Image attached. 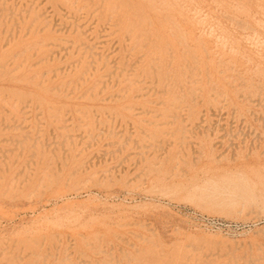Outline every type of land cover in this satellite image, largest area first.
Masks as SVG:
<instances>
[{"label": "rangeland", "instance_id": "obj_1", "mask_svg": "<svg viewBox=\"0 0 264 264\" xmlns=\"http://www.w3.org/2000/svg\"><path fill=\"white\" fill-rule=\"evenodd\" d=\"M0 264H264V0H0Z\"/></svg>", "mask_w": 264, "mask_h": 264}, {"label": "bare ground", "instance_id": "obj_2", "mask_svg": "<svg viewBox=\"0 0 264 264\" xmlns=\"http://www.w3.org/2000/svg\"><path fill=\"white\" fill-rule=\"evenodd\" d=\"M167 1H168V0H167ZM128 2H129V1H128ZM148 2H149V1H148ZM152 2H153V1H152ZM161 2H162V1H161ZM184 2H185V1H184ZM121 3H122V2H121ZM178 3H179V2H178ZM180 3H181V2H180ZM122 4H123V3H122ZM156 4H157V3H156ZM223 4H224V3H223ZM229 4H230V3H229ZM185 5H186V4H185ZM231 5H232V4H231ZM150 6H151V5H150ZM156 6H157V5H156ZM165 6H166V5H165ZM139 7H140V6H139ZM200 7H201V6H200ZM219 7H220V6H219ZM221 7H222V6H221ZM101 8H102V7H101ZM160 9H161V8H160ZM196 9H197V8H196ZM183 10H184V9H183ZM148 11H149V10H148ZM218 11H219V10H218ZM178 12H180V11H178ZM211 12H212V11H211ZM215 12H216V11H215ZM225 12H226V11H225ZM225 12H224V13H225ZM110 13H111V12H110ZM213 13H214V12H213ZM238 14H239V13H238ZM128 15H129V14H128ZM110 16H111V15H110ZM135 16H136V15H135ZM220 16H221V15H220ZM242 16H243V15H242ZM258 16H259V15H258ZM104 17H105V16H104ZM210 17H211V16H210ZM218 17H219V16H218ZM122 18H123V17H122ZM219 18H220V17H219ZM225 18H226V17H225ZM190 19H192V18H190ZM195 19H196V18H195ZM207 19H208V18H207ZM245 19H246V18H245ZM117 20H118V19H117ZM129 20H130V19H129ZM209 20H210V19H209ZM223 20H224V19H223ZM229 20H231V19H229ZM120 21H121V20H120ZM206 23L208 24V22H206ZM206 23H205V24H206ZM225 24H226V23H225ZM76 25H77V24H76ZM150 25H151V24H150ZM187 25H188V24H187ZM202 26H203V25H202ZM206 26H207V25H206ZM230 26H231V25H230ZM222 27H223V26H222ZM232 27H233V26H232ZM161 28H162V27H161ZM204 28H205V27H204ZM121 29H122V28H121ZM225 29H226V28H225ZM239 29H240V28H239ZM248 29H249V27H248ZM217 30H218V29H217ZM231 30H232V29H231ZM233 30H234V29H233ZM245 30H246V29H245ZM125 31H126V30H125ZM163 31H164V29H163ZM115 32H116V31H115ZM185 32H186V31H185ZM240 32H241V31H240ZM200 33H201V32H200ZM232 33H233V32H232ZM234 33H236V32H234ZM247 33H248V32H247ZM257 33H258V32H257ZM98 34H99V33H98ZM206 34H207V33H206ZM230 34H231V33H230ZM251 34H252V33H251ZM225 35H226V34H225ZM257 35H258V34H257ZM228 37H229V36H228ZM240 37H241V36H240ZM232 38H233V37H232ZM149 39H150V38H149ZM174 39H175V38H174ZM197 39H199V38H197ZM201 39H202V38H201ZM227 39H228V38H227ZM241 39H242V38H241ZM231 40H232V39H231ZM70 41H71V40H70ZM238 41H241V40H238ZM199 42H200V41H199ZM251 42H252V41H251ZM251 42H250V43H251ZM153 43H154V42H153ZM232 43H233V42H232ZM72 44H73V43H72ZM170 44H171V43H170ZM168 45H169V44H168ZM94 46H95V45H94ZM94 46H93V47H94ZM108 46H109V45H108ZM215 46H216V45H215ZM235 46H236V45H235ZM238 46H239V45H238ZM86 47H87V46H86ZM255 47H256V46H255ZM202 48H203V47H202ZM212 48H213V47H212ZM246 48H247V47H246ZM184 49H185V48H184ZM207 49H208V48H207ZM251 49H252V48H251ZM254 49H255V48H254ZM256 49H257V48H256ZM193 50H194V49H193ZM193 50H192V51H193ZM208 50H209V49H208ZM210 50H211V49H210ZM218 50H219V49H218ZM227 50H228V49H227ZM132 51H133V50H132ZM254 51H255V50H254ZM142 52H143V51H142ZM193 52H195V50H194ZM217 52H218V51H217ZM217 52H216V53H217ZM241 52H242V51H241ZM252 52H253V51H252ZM255 52H256V51H255ZM148 53H149V52H148ZM161 53H162V52H161ZM210 53H211V52H210ZM243 53H244V52H243ZM180 54H181V53H180ZM248 54H249V53H248ZM259 54H260V53H259ZM142 55H143V54H142ZM142 55H141V56H142ZM156 55H157V54H156ZM204 55H205V54H204ZM228 55H229V54H228ZM232 55H233V53H232ZM245 55H246V54H245ZM107 56H108V55H107ZM161 56H162V55H161ZM176 56H177V55H176ZM191 56H192V55H191ZM202 56H203V55H202ZM223 56H224V55H223ZM223 56H222V57H223ZM241 56H243V55H241ZM261 56H262V55H261ZM144 57H145V56H144ZM187 57H188V56H187ZM196 57H197V56H196ZM212 58H213V56H212ZM250 58H251V57H250ZM203 59H204V57H203ZM234 59H235V58H234ZM252 59H254V58H252ZM156 60H157V59H156ZM197 60H198V59H197ZM204 60H205V59H204ZM158 61H159V60H158ZM177 61H178V60H177ZM184 61H185V60H184ZM112 62H113V61H112ZM256 62H257V61H256ZM202 63H203V62H202ZM206 63H207V62H206ZM245 63H246V62H245ZM247 63H248V62H247ZM126 64H127V63H126ZM134 64H135V63H134ZM184 64H185V63H184ZM193 64H194V63H193ZM195 64H196V63H195ZM208 64H209V63H208ZM219 64H221V63H219ZM222 64H223V63H222ZM238 64H239V63H238ZM254 64H255V62H254ZM169 65H170V63H169ZM196 65H197V64H196ZM104 66H105V65H104ZM184 66H185V65H184ZM236 66H237V65H236ZM18 67H19V66H18ZM126 67H127V66H126ZM168 67H169V66H168ZM192 67H194V66H192ZM209 67H210V66H209ZM223 67H224V66H223ZM232 67H233V66H232ZM232 67H231V68H232ZM158 68H159V67H158ZM247 68H248V67H247ZM250 68H251V67H250ZM250 68H249V69H250ZM131 69H132V68H131ZM187 69H188V68H187ZM168 70H169V69H168ZM148 71H149V70H148ZM207 71H208V70H207ZM227 71H228V70H227ZM253 71H254V70H253ZM186 72H187V70H186ZM200 72H201V71H200ZM187 73H188V72H187ZM187 73H186V74H187ZM209 74H210V73H209ZM252 74H253V73H252ZM234 75H235V74H234ZM242 75H243V74H242ZM244 75H245V74H244ZM246 75H247V74H246ZM248 75H249V74H248ZM253 75H254V74H253ZM144 76H145V75H144ZM178 76H179V75H178ZM183 76H184V75H183ZM193 76H194V75H193ZM203 76H204V75H203ZM211 76H212V75H211ZM141 77H142V76H141ZM179 77H180V76H179ZM200 77H201V76H200ZM213 77H214V76H213ZM173 78H174V77H173ZM218 78H219V77H218ZM230 78H231V77H230ZM243 78H244V77H243ZM255 78H256V76H255ZM191 79H192V78H191ZM211 79H212V78H211ZM172 80H173V79H172ZM212 80H213V79H212ZM225 80H226V79H225ZM238 80H239V79H238ZM248 80H249V79H248ZM142 81H143V80H142ZM177 81H178V80H177ZM198 81H201V80H198ZM230 81H231V80H230ZM254 81H255V80H254ZM254 81H253V82H254ZM143 82H144V81H143ZM187 82H188V81H187ZM208 82H209V81H208ZM213 82H214V81H213ZM237 82H238V81H237ZM241 82H242V81H241ZM100 83H101V82H100ZM136 83H137V82H136ZM136 83H135V84H136ZM225 83H226V82H225ZM248 83H250V82H248ZM248 83H247V84H248ZM139 84H140V81H139ZM206 84H207V83H206ZM206 84H205V85H206ZM208 84H209V83H208ZM211 84H212V83H211ZM232 84H233V83H232ZM173 85H174V84H173ZM224 85H225V84H224ZM234 85H235V84H234ZM241 85H242V84H241ZM192 86H193V85H192ZM196 86H197V85H196ZM161 87H162V86H161ZM181 87H182V86H181ZM223 87H224V86H223ZM136 88H137V87H136ZM204 88H205V87H204ZM187 89H188V88H187ZM207 89H208V88H207ZM207 89H206V90H207ZM224 89H225V88H224ZM224 89H223V90H224ZM173 90H174V89H173ZM185 91H186V89H185ZM209 91H210V90H209ZM188 92H189V91H188ZM196 92L198 93V91H196ZM207 92H208V91H207ZM220 93H221V92H220ZM235 93H236V92H235ZM130 94H131V93H130ZM180 94H181V93H180ZM193 94H194V93H193ZM236 94H237V93H236ZM119 95H120V94H119ZM195 95H196V94H195ZM197 95H198V94H197ZM209 95H211V94H208V96H209ZM128 96H129V95H128ZM140 96H141V95H140ZM140 96H139V97H140ZM182 96H183V95H182ZM126 97H127V96H126ZM171 97H172V96H171ZM171 97H170V98H171ZM227 97H228V96H227ZM193 98H194V97H193ZM180 99H182V98H180ZM194 99H195V98H194ZM189 100H190V99H189ZM171 101H172V99H171ZM191 101H192V100H191ZM24 103H25V101H24ZM146 103H147V102H146ZM181 103H182V102H181ZM184 104H185V103H184ZM186 104H187V103H186ZM192 104H193V103H192ZM193 105H194V104H193ZM173 106H174V105H173ZM179 111H180V110H179ZM155 112H156V111H155ZM159 112H160V111H159ZM194 113H195V112H194ZM158 116H160V115H158ZM197 116H198V115H197ZM226 187H227V186H226ZM225 189H226V188H225Z\"/></svg>", "mask_w": 264, "mask_h": 264}]
</instances>
